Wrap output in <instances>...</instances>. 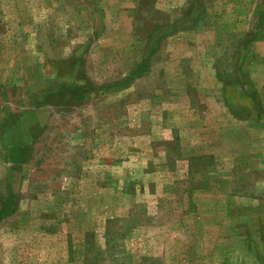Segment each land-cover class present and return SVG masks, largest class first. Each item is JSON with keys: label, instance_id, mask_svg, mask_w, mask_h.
<instances>
[{"label": "rangeland", "instance_id": "374dc122", "mask_svg": "<svg viewBox=\"0 0 264 264\" xmlns=\"http://www.w3.org/2000/svg\"><path fill=\"white\" fill-rule=\"evenodd\" d=\"M0 264H264V0H0Z\"/></svg>", "mask_w": 264, "mask_h": 264}, {"label": "crops", "instance_id": "0c3cea01", "mask_svg": "<svg viewBox=\"0 0 264 264\" xmlns=\"http://www.w3.org/2000/svg\"><path fill=\"white\" fill-rule=\"evenodd\" d=\"M19 133V135H23L24 133L23 132H18ZM27 140V139H26ZM19 144V143H18ZM17 145V143L16 144H14V146H16Z\"/></svg>", "mask_w": 264, "mask_h": 264}, {"label": "trees", "instance_id": "16d2710c", "mask_svg": "<svg viewBox=\"0 0 264 264\" xmlns=\"http://www.w3.org/2000/svg\"><path fill=\"white\" fill-rule=\"evenodd\" d=\"M11 149H13V150L15 149L16 150V149H19V147L18 146H13Z\"/></svg>", "mask_w": 264, "mask_h": 264}]
</instances>
